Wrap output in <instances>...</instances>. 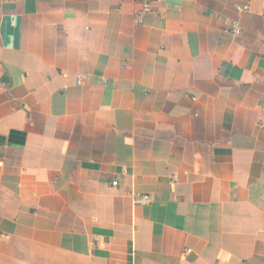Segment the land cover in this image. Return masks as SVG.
Listing matches in <instances>:
<instances>
[{
  "label": "crops",
  "instance_id": "0c3cea01",
  "mask_svg": "<svg viewBox=\"0 0 264 264\" xmlns=\"http://www.w3.org/2000/svg\"><path fill=\"white\" fill-rule=\"evenodd\" d=\"M139 1L0 0V264H264V0Z\"/></svg>",
  "mask_w": 264,
  "mask_h": 264
},
{
  "label": "built area",
  "instance_id": "2783aa9c",
  "mask_svg": "<svg viewBox=\"0 0 264 264\" xmlns=\"http://www.w3.org/2000/svg\"><path fill=\"white\" fill-rule=\"evenodd\" d=\"M151 2L152 0H140L138 2V7L134 13V18L136 23H141L144 14L152 11L153 7L151 5ZM227 30L233 33H240V29L236 21H232L228 25ZM262 125L264 126V123H262ZM112 184L115 185L116 181H113ZM149 198L150 197L148 195H140V194L134 195V200L139 203H145L149 200Z\"/></svg>",
  "mask_w": 264,
  "mask_h": 264
}]
</instances>
